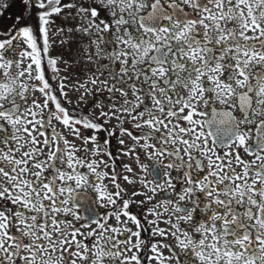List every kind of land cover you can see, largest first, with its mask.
Instances as JSON below:
<instances>
[{
    "label": "snow or ice",
    "instance_id": "1",
    "mask_svg": "<svg viewBox=\"0 0 264 264\" xmlns=\"http://www.w3.org/2000/svg\"><path fill=\"white\" fill-rule=\"evenodd\" d=\"M0 264H264V0H0Z\"/></svg>",
    "mask_w": 264,
    "mask_h": 264
}]
</instances>
